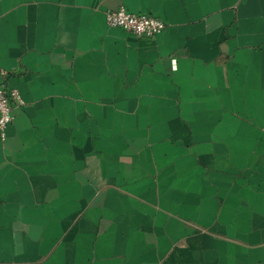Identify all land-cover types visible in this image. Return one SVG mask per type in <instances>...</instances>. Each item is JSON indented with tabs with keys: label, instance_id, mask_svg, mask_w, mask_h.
<instances>
[{
	"label": "crops",
	"instance_id": "crops-1",
	"mask_svg": "<svg viewBox=\"0 0 264 264\" xmlns=\"http://www.w3.org/2000/svg\"><path fill=\"white\" fill-rule=\"evenodd\" d=\"M0 84V264H264V0H0Z\"/></svg>",
	"mask_w": 264,
	"mask_h": 264
},
{
	"label": "built area",
	"instance_id": "built-area-1",
	"mask_svg": "<svg viewBox=\"0 0 264 264\" xmlns=\"http://www.w3.org/2000/svg\"><path fill=\"white\" fill-rule=\"evenodd\" d=\"M108 25L120 27L138 36H154L161 32L165 23L160 18L146 14L135 13L124 6L109 9L105 14ZM3 75V71H1ZM21 103L18 89L0 84V137L4 138L6 127L13 118V108Z\"/></svg>",
	"mask_w": 264,
	"mask_h": 264
}]
</instances>
